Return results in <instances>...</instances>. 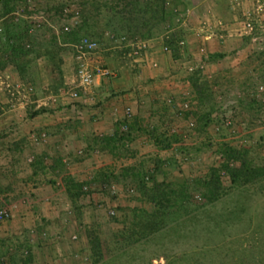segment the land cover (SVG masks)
Instances as JSON below:
<instances>
[{"label": "rangeland", "instance_id": "1", "mask_svg": "<svg viewBox=\"0 0 264 264\" xmlns=\"http://www.w3.org/2000/svg\"><path fill=\"white\" fill-rule=\"evenodd\" d=\"M189 2L202 7L201 16L187 11L186 0H44L37 7L48 11L52 29L45 26L33 34L22 19L15 29L23 41L19 51L12 55V47L3 50L0 43V103L12 104L10 90L21 83L22 110L29 115L36 112L33 98L47 94V99L66 101L71 79L77 81L82 68L98 71L126 65L137 45L187 37V27L202 22L226 34L230 47L225 55L245 60L235 64V80L223 85L224 90H215L222 84L210 78L195 110L189 101L190 111L179 122L191 119L196 127L189 130V143L173 135L162 144V149L170 143L177 150L162 162L165 172L157 182L149 180L152 173L130 177L133 180L123 185L134 191L126 192L125 187L118 198L92 186L97 189L96 205L91 201L66 209L73 214L65 217H74L75 223L69 220L65 231L80 236L78 250L67 244L68 251L78 252L73 264H264V0ZM66 10L70 13L63 18ZM66 19H72L74 27L62 34ZM82 37L97 41L98 49L80 55L77 45ZM196 88L200 92V85ZM11 133L8 129L4 135ZM184 163L188 168L181 166ZM26 164L22 167L28 169ZM32 184L42 187L38 178ZM50 222L43 226L48 235L60 228ZM9 227L4 235L11 233ZM34 235L25 240L31 241L27 247H21L22 240L0 241V264H39L37 246L43 239Z\"/></svg>", "mask_w": 264, "mask_h": 264}, {"label": "crops", "instance_id": "2", "mask_svg": "<svg viewBox=\"0 0 264 264\" xmlns=\"http://www.w3.org/2000/svg\"><path fill=\"white\" fill-rule=\"evenodd\" d=\"M42 1L3 0L0 19L8 31L0 36L3 50L12 46L18 37V33L13 32L21 20L28 23L42 10L37 7ZM186 5L189 13L201 16L199 4L186 0ZM197 25L187 27L188 35L184 38L148 40L145 48L130 55L126 65L113 66L109 69L112 70L110 76L96 75L88 88L81 89L77 81L71 79L66 101L63 98L57 101L52 99L54 97L47 99L50 97L47 94L33 98L31 104L36 112L32 115L22 110L25 105L21 100V95L24 98L23 85L18 83L17 88L10 90L13 103H0V208L12 210L13 218L0 224L1 243L22 240L21 247H27L31 241L25 240L36 238L34 234H37L43 239V245L37 246L41 256L39 264H73L80 236L63 227H68L69 220L75 223L74 217H65L73 214L66 213L70 205L91 201L96 205L93 193L96 186L98 192L118 198L126 187L123 182L133 180L130 177L141 178L152 173V183L157 182L156 177L165 172L162 162L172 157L171 150L175 147L171 144L169 151L162 149L170 129L179 128L171 137L180 138L182 143H189L192 136L187 125L176 120L168 101L180 104L188 100L195 110V104L203 100L200 97L203 93L206 95L203 87L210 78L222 84L215 90H224L229 80H235L234 73L239 68L235 64L240 60L245 62L238 56L225 55L230 41L223 31L209 29L206 22ZM27 31L30 32L28 26ZM219 52L223 55L218 56ZM196 85H200V92ZM244 86L241 82L240 87ZM74 93L78 96L73 97ZM55 105L58 108L51 110ZM126 109H131L127 121ZM125 122L131 131L126 136L121 132ZM8 129L12 131L11 136L5 137ZM24 161H27L29 176L23 172ZM181 166L188 168L189 164ZM91 170H94L93 176L89 174ZM37 178L42 185L40 188L32 184ZM79 188L82 194L72 200L71 196L77 194ZM125 191L134 190L126 187ZM102 199L108 200L104 195ZM58 208H64L65 212ZM49 220L60 228L48 235L43 226L49 225ZM8 224L11 233L4 235ZM14 233L23 236L17 238ZM67 244H73L77 250L68 251ZM50 256L53 260L48 259Z\"/></svg>", "mask_w": 264, "mask_h": 264}, {"label": "built area", "instance_id": "3", "mask_svg": "<svg viewBox=\"0 0 264 264\" xmlns=\"http://www.w3.org/2000/svg\"><path fill=\"white\" fill-rule=\"evenodd\" d=\"M3 3V0H0V4ZM46 12L48 11H39L38 13H35L33 16L35 17H31L30 20L28 21V27L30 29V32L33 34H36L37 32H39L40 30H42V28H44L45 26H49V13L47 14ZM68 10L65 11V14L63 13V18L68 17ZM80 13L79 11H76L74 17L76 16V19L79 17ZM68 25H65L62 27L61 32L62 34H68L72 31V28L74 27V23L72 21V19H66L65 21ZM51 28V27H50ZM52 29V28H51ZM5 30H6V25L4 23V21H2L0 19V36L5 35ZM54 30L56 32L57 29L54 27ZM137 50H135L134 54L140 52L143 48H145V44H139L137 45ZM99 47V44L97 41H95L92 38L89 37H82L81 40H79V43L77 45V49H78V53L80 55L83 54H87V53H92L94 51H96ZM81 58V57H79ZM101 74V75H107L110 76L112 75V72L110 70H98V71H93L92 69H88V68H82L79 72H78V77H77V82L79 87L81 88H88L90 86L93 85L94 82V78L96 75ZM78 95L75 93L74 97H77ZM168 104L173 108L174 110V114L176 115V119L178 121H180L179 119L182 117L186 116V113L190 111V103L188 100H183L179 105L175 104V101L173 100H169ZM125 116H126V121L131 117V109H126L125 111ZM183 119V118H182ZM185 124L187 125L188 130H192L196 127V122L193 120H185ZM225 125L228 127L230 125L229 121H226ZM121 132L123 133L122 135L125 134L129 135L131 134L128 122L123 123V125L121 126ZM177 133V128L176 127H172L170 129V132L166 135V138H170L172 134ZM169 135V136H168ZM174 150H172L173 152ZM177 152V151H176ZM13 218V211L10 209H5V208H0V224L4 223V222H8Z\"/></svg>", "mask_w": 264, "mask_h": 264}, {"label": "trees", "instance_id": "4", "mask_svg": "<svg viewBox=\"0 0 264 264\" xmlns=\"http://www.w3.org/2000/svg\"><path fill=\"white\" fill-rule=\"evenodd\" d=\"M81 15H83L84 16V13H81ZM27 26H28V23H27ZM6 31H7V29H6ZM13 32V31H12ZM12 32H10V33H12ZM6 33V32H5ZM7 33H8V31H7ZM13 33H16V32H13ZM18 35H19V33H18ZM12 36L10 35L9 36V38H11ZM17 39H18V42H16V40H15V42L13 43V45L11 46L12 48H10V49H13L12 50V55L14 54L13 53V51H19V48L18 47H20V44H23V41L22 42H20L19 41V36L18 37H16ZM21 39V38H20ZM15 48H18V49H16V50H14ZM14 58H10V60L12 61ZM13 61H16V60H13ZM168 143H165V145H167ZM166 148H172L171 147V145H170V143H169V146L168 147H166ZM165 148V149H166ZM172 150H177V149H174V147L172 148ZM171 150V151H172ZM150 178H151V181L153 180V176L150 174V177H149V180H150ZM161 184H159L158 185V187H157V189L159 188V187H161L160 186ZM86 191H88V188L86 189ZM82 194V192H80V188H79V192L77 193V194H74V195H72L71 196V198H72V200H77L78 198H79V196Z\"/></svg>", "mask_w": 264, "mask_h": 264}]
</instances>
